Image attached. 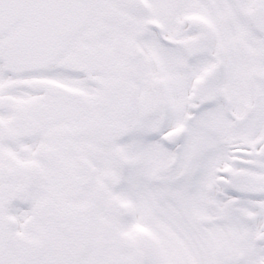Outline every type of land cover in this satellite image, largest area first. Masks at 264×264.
I'll use <instances>...</instances> for the list:
<instances>
[{
	"label": "snow or ice",
	"instance_id": "obj_1",
	"mask_svg": "<svg viewBox=\"0 0 264 264\" xmlns=\"http://www.w3.org/2000/svg\"><path fill=\"white\" fill-rule=\"evenodd\" d=\"M0 264H264V0H0Z\"/></svg>",
	"mask_w": 264,
	"mask_h": 264
}]
</instances>
